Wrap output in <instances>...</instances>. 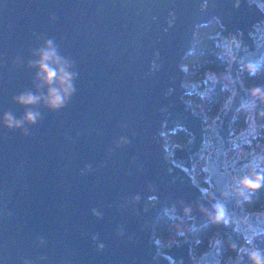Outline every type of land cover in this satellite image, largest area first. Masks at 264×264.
Wrapping results in <instances>:
<instances>
[{
	"label": "water",
	"instance_id": "water-1",
	"mask_svg": "<svg viewBox=\"0 0 264 264\" xmlns=\"http://www.w3.org/2000/svg\"><path fill=\"white\" fill-rule=\"evenodd\" d=\"M213 19L230 41L233 90L210 117L192 95L220 78L190 80L184 57ZM49 38L75 62L76 91L63 109L40 106L29 135L0 123V264H218L220 240L196 254V235L155 234L162 212L197 230L212 221L200 206L216 202L247 237L264 233V211L224 195L263 160L245 152L254 120L238 132L234 121L256 102L240 70L264 67V0H0V119L23 115L12 98L35 91L27 61Z\"/></svg>",
	"mask_w": 264,
	"mask_h": 264
},
{
	"label": "trees",
	"instance_id": "trees-1",
	"mask_svg": "<svg viewBox=\"0 0 264 264\" xmlns=\"http://www.w3.org/2000/svg\"><path fill=\"white\" fill-rule=\"evenodd\" d=\"M222 26L217 19L199 26L197 37L193 48L185 55L184 62L189 65L188 78L198 80L205 77L208 73L216 74L220 79L215 88L204 97L199 93L192 95L194 106L204 108L211 117L217 115L223 107L226 99L233 90L232 84H227L225 79L229 78L227 73L231 58L225 51L222 36L218 33ZM240 75L247 87L264 88V67L260 68L256 76H249L246 68L240 70ZM254 120L255 128L249 141L245 144V150L250 151L257 145H264V102L256 100L253 106H244L237 111V118L234 121L235 131L244 129L247 124ZM173 140L184 143L190 138V133L184 128H177L173 133ZM264 172V165L261 164L252 169V171ZM197 177L202 184H207L206 170L203 163L197 168ZM154 199L148 200L151 205ZM245 209L248 211H264V188L250 194V199L244 201ZM183 221L179 216H173L172 213L162 212L155 225V234L164 241L183 240L188 236L196 235L193 245L196 254H202L209 250L216 236L221 242L220 260L218 264H227L233 260L234 264H250L247 251L252 248H258L264 251V233H257L252 237H247L236 229V223L233 219L226 217L227 222H208L197 230L190 229L181 233L176 232L178 225ZM185 223H192L191 219L185 218ZM251 242V243H250Z\"/></svg>",
	"mask_w": 264,
	"mask_h": 264
},
{
	"label": "clouds",
	"instance_id": "clouds-1",
	"mask_svg": "<svg viewBox=\"0 0 264 264\" xmlns=\"http://www.w3.org/2000/svg\"><path fill=\"white\" fill-rule=\"evenodd\" d=\"M32 56L34 59L27 61V67L35 70L32 81L35 91L26 90L12 98L13 103L25 109L23 115L17 118L13 112L7 111L0 119V123L8 130H21L24 135L30 134L26 125L34 126L41 120L40 106L50 111H57L67 106L75 94L74 81L78 77L75 62L62 56L55 41L51 38L44 40L41 47L34 49ZM245 68L249 76H256L261 65L249 63ZM250 91L254 100L258 99L264 102V88L258 86ZM122 142L126 141H123L122 138ZM261 188H264V172L253 170L243 176L233 177L230 192H225L224 195H236L244 200H249L250 194ZM132 200L136 202L139 197H133ZM200 210L207 213L213 222H227L226 209L222 202L213 203L211 212H208L203 206H200ZM184 211L191 213V206L185 207ZM40 243L43 244L44 241L41 239ZM246 254L250 264H264V251L252 248Z\"/></svg>",
	"mask_w": 264,
	"mask_h": 264
},
{
	"label": "rangeland",
	"instance_id": "rangeland-1",
	"mask_svg": "<svg viewBox=\"0 0 264 264\" xmlns=\"http://www.w3.org/2000/svg\"><path fill=\"white\" fill-rule=\"evenodd\" d=\"M225 81H226L227 84H232V82H231V80H230L229 78H226ZM193 103H194V102H193ZM200 106H201V107H199V108H204V103L201 104ZM210 117H211V116H210ZM210 117H209V118H210ZM254 150H255L256 152L263 153V160H262V162H261V165L263 166V165H264V145H263V144H261V145H257V146H255ZM252 169H253V168H250V169H249V172H251ZM171 211H172V210H170V212H171ZM185 218H186V216L182 217L183 221H182V222L178 225V227H177V230H176L177 234H178V233H181V232H183V231H186V230H188V229H190L191 225L185 223V221H184ZM173 239H174V237H172L171 241H172ZM178 240H179V239H178ZM216 240H219V237H218V236L215 237L214 242H215ZM166 242H167V241H164V243H166ZM214 242H213V244H214ZM212 246H213V245H212ZM227 264H234V261H233V260H229V262H228Z\"/></svg>",
	"mask_w": 264,
	"mask_h": 264
},
{
	"label": "flooded vegetation",
	"instance_id": "flooded-vegetation-1",
	"mask_svg": "<svg viewBox=\"0 0 264 264\" xmlns=\"http://www.w3.org/2000/svg\"><path fill=\"white\" fill-rule=\"evenodd\" d=\"M229 47H230V41L228 42V44H227V46L226 47H224L225 48V51L228 53V55L230 56V58H231V54L229 53ZM245 152H246V150H245ZM248 152V151H247ZM147 204H148V202H147ZM149 206V205H148Z\"/></svg>",
	"mask_w": 264,
	"mask_h": 264
}]
</instances>
